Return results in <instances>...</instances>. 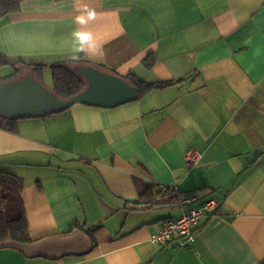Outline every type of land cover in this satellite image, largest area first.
<instances>
[{
	"label": "crops",
	"instance_id": "obj_1",
	"mask_svg": "<svg viewBox=\"0 0 264 264\" xmlns=\"http://www.w3.org/2000/svg\"><path fill=\"white\" fill-rule=\"evenodd\" d=\"M77 32L88 36L83 50ZM0 53L29 75L16 61L80 58L178 81L0 128V171L24 180L32 239L0 245V264H262L264 0H26L0 20ZM190 150L201 154L194 166ZM138 181L154 187L150 208L136 209ZM188 193L220 206L190 246L152 243Z\"/></svg>",
	"mask_w": 264,
	"mask_h": 264
},
{
	"label": "trees",
	"instance_id": "obj_2",
	"mask_svg": "<svg viewBox=\"0 0 264 264\" xmlns=\"http://www.w3.org/2000/svg\"><path fill=\"white\" fill-rule=\"evenodd\" d=\"M24 1L26 0H0V20L6 15L20 12L22 3ZM156 61V56H154L153 54L148 55L144 59L145 65L149 68L153 67ZM16 62L23 66H30L33 69V74L29 75L20 73L19 69L15 68L10 77L1 78L0 82H7L32 76L44 84V70L47 68V65L26 63L23 61ZM8 65H14L13 59L0 53V67ZM49 67L52 72L53 80V86L50 89L61 99H69L86 88L88 84L86 70L88 68H99L115 75H119L113 71L104 69L103 66L95 64L92 61L80 58L59 60L51 64ZM121 77L137 88V93L134 100H139L151 91L163 89L178 82L176 80L145 82L138 79L132 73L127 76ZM72 105L68 106L65 109L48 113L42 116L64 112L68 110ZM29 117L34 116L26 115L19 118H11L0 113V128L16 132L18 128V121L21 118ZM24 185L25 183L23 178L14 174L0 171V245L7 242L20 244L32 240L29 233V224L22 197ZM153 188L154 187H152L151 185L144 186L139 181L137 182L139 197L138 201L136 202V209H147L154 204V195L156 193L153 191ZM169 192H174V190H168L164 193ZM97 229L98 227L91 229L90 233L93 234ZM262 264H264V261L262 262Z\"/></svg>",
	"mask_w": 264,
	"mask_h": 264
},
{
	"label": "water",
	"instance_id": "obj_3",
	"mask_svg": "<svg viewBox=\"0 0 264 264\" xmlns=\"http://www.w3.org/2000/svg\"><path fill=\"white\" fill-rule=\"evenodd\" d=\"M86 72V88L69 99H61L32 76L0 82V113L11 118L38 117L74 103L115 107L134 100L137 88L121 76L99 68H88Z\"/></svg>",
	"mask_w": 264,
	"mask_h": 264
},
{
	"label": "built area",
	"instance_id": "obj_4",
	"mask_svg": "<svg viewBox=\"0 0 264 264\" xmlns=\"http://www.w3.org/2000/svg\"><path fill=\"white\" fill-rule=\"evenodd\" d=\"M201 154L196 150H190L185 161L190 166H194L198 162ZM161 192L171 190L165 185H158ZM180 205L182 214L177 217L166 219L162 226L154 232L150 240L154 244L165 245L177 243L179 247H187L196 240V226L206 216L214 214L219 206L220 201L214 197L201 199L194 193L181 195Z\"/></svg>",
	"mask_w": 264,
	"mask_h": 264
},
{
	"label": "rangeland",
	"instance_id": "obj_5",
	"mask_svg": "<svg viewBox=\"0 0 264 264\" xmlns=\"http://www.w3.org/2000/svg\"><path fill=\"white\" fill-rule=\"evenodd\" d=\"M15 64H17V63H15ZM49 66H47V68L44 71V74L45 75L47 74V76H46L47 77V80H46L47 83L45 84L46 86H48V85L53 83L52 72H51V69H50ZM13 72H14V70H13ZM13 72H10V67L9 66L1 67V69H0V75H2L1 77H6V78L10 77V75H12Z\"/></svg>",
	"mask_w": 264,
	"mask_h": 264
},
{
	"label": "clouds",
	"instance_id": "obj_6",
	"mask_svg": "<svg viewBox=\"0 0 264 264\" xmlns=\"http://www.w3.org/2000/svg\"><path fill=\"white\" fill-rule=\"evenodd\" d=\"M90 16H92V13H89ZM75 35L80 39L81 42V48L80 50H83V43L88 39L87 35L81 34L80 32L75 33Z\"/></svg>",
	"mask_w": 264,
	"mask_h": 264
}]
</instances>
